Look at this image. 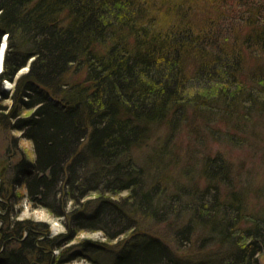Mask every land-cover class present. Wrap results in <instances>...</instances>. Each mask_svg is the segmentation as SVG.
<instances>
[{"label":"trees","instance_id":"obj_1","mask_svg":"<svg viewBox=\"0 0 264 264\" xmlns=\"http://www.w3.org/2000/svg\"><path fill=\"white\" fill-rule=\"evenodd\" d=\"M157 3L0 0V39H7L0 82L13 81L32 58L13 81L8 115L0 106L1 126L19 131L33 151L32 159L21 155L10 164L8 186L23 190L12 194L14 204L43 208L66 229L38 241L45 225L4 222L0 264H63L107 250L90 240L64 247L78 231H99L108 241L129 233L114 244L108 264H260L264 0H168L161 4L175 19L165 25L146 19ZM9 94L0 85V102ZM21 110L33 112L20 118ZM163 127L192 131L201 147L203 133L227 145L252 139L261 150L259 211L249 214L232 165L203 147L192 146L199 160L179 173L184 179L172 190L159 186L157 172L171 155L157 133ZM193 169L202 184L191 181ZM3 190L2 207L9 197ZM90 193L97 196L82 201ZM140 220L170 227L176 252L138 232ZM193 244L196 259L181 255Z\"/></svg>","mask_w":264,"mask_h":264},{"label":"rangeland","instance_id":"obj_2","mask_svg":"<svg viewBox=\"0 0 264 264\" xmlns=\"http://www.w3.org/2000/svg\"><path fill=\"white\" fill-rule=\"evenodd\" d=\"M204 1V0H201ZM156 5L148 6V16L146 19L151 20L153 18L157 19L160 24H168L171 23L175 18L174 13L169 12L167 14L165 8H163V4L168 2V0H158ZM155 7V8H153ZM194 14L200 15L198 11H193ZM2 40H5V48L7 47V40L5 34L1 37L0 43ZM32 61V58L27 60V63L24 67L19 69L15 75L13 76V81L16 80L18 77L24 75L27 71L28 64ZM3 64V62H2ZM2 68L0 69L1 72ZM81 77V75H80ZM79 77V78H80ZM71 76H66L65 79H70ZM13 81L2 80L0 82L1 88L9 93H11L13 89ZM8 95L7 99H4L0 102V106H3L5 110L1 111L3 115H8V108L11 105V99H9ZM33 110H21L19 112L20 118H26L30 114H32ZM8 126H10L14 121L11 119L8 121ZM258 128V127H257ZM181 130V132H180ZM179 131L175 130L173 133L167 132V128L163 127V129L158 130V136L160 140L164 138L165 140H161L162 142H166L167 146L166 149L170 152L171 155H168L167 162L168 165L162 166L160 169V173L157 172L156 181H159V186L164 187V190L167 188V191L172 190L173 182L175 183L177 180H183L179 176V173L187 168L190 164H194L196 162V157L192 155V146L199 148H205L206 152H209L211 155L215 153H219L224 156L230 165H232L233 170V178L236 189L240 191L246 190L247 193V207L249 210V214L253 215L256 214L260 209V198L259 192L262 173H261V150L260 147L258 148L257 144H254L252 139L245 137L244 139L240 140L237 145H232L225 143L222 140L217 139L216 137H209L203 133L202 137V146L199 143L195 142L194 137L192 138L191 132L186 131V128H180ZM259 131V129H258ZM200 132V131H199ZM165 133V134H164ZM199 134V133H198ZM237 134V133H236ZM21 133L17 130H11L6 128L5 126H1L0 124V187L7 191L5 194L7 197V202L4 203V207L0 206V215L5 219V221L0 218V229L3 227L4 229V222L7 221H18V222H30L32 225L42 224L47 227L46 233L39 234L38 241L42 238L45 239L47 237H53L57 234L65 233L64 227L60 223V221L51 216V214L43 209V208H32L28 204V202L22 200L19 203L14 204L15 197L12 194H22V188L13 190L11 187L8 186L7 178H9V166L12 162H15L21 155H24L28 159H32L33 151L31 142L24 138H20ZM202 136V134L200 135ZM169 137V139H168ZM192 138V139H191ZM240 139V138H239ZM200 142V140H199ZM144 150H140L143 153L141 157L142 161L145 160L147 157V150L143 147ZM171 158V159H170ZM199 160V159H198ZM172 161V162H171ZM171 162V163H170ZM188 164V165H187ZM194 170V169H193ZM166 176V177H165ZM192 182H197L202 184V180L199 177V173H197L196 169L192 172L191 176ZM150 179V177H149ZM3 190V191H4ZM4 194V193H3ZM126 195V192H121L117 194L115 199L121 198ZM97 193H90L83 197L82 201L92 199L96 197ZM245 199V200H246ZM5 202V199H3ZM31 227V226H30ZM32 228V227H31ZM40 231L42 229H36ZM138 232H145L147 234H151L160 240H162L166 245H168L172 251L175 253L178 249L176 245H174L170 239L171 228L168 227L166 224L155 225L151 223H147V221L140 220L138 223ZM129 233L118 238V240H111L108 241L103 237V234L99 231H78L75 234V237L66 243L64 247L68 248H77L76 246L82 240H90L94 242H104L106 244L107 250L103 248L100 253L93 254L90 259V255H85V257H77L70 261H66L63 264H108L111 260L114 248V244L118 243L120 240L125 239L128 237ZM197 243V242H196ZM198 245L193 244L192 246H182L180 251L181 255H185L190 257L191 259L197 258L198 253ZM77 250V249H75ZM74 250V251H75ZM105 250V251H104ZM211 250V246L208 248L206 247L203 251L201 250L202 255L204 252ZM59 252L57 250L52 251V258L56 260L58 258ZM180 254V252H179ZM50 255V254H49ZM51 258V256H50ZM51 258V261H52ZM93 260V261H92ZM258 260L260 264H264V254L258 256ZM53 262V261H52ZM51 264V262H50Z\"/></svg>","mask_w":264,"mask_h":264},{"label":"bare ground","instance_id":"obj_3","mask_svg":"<svg viewBox=\"0 0 264 264\" xmlns=\"http://www.w3.org/2000/svg\"><path fill=\"white\" fill-rule=\"evenodd\" d=\"M6 37V36H5ZM7 40V39H6ZM5 40H2V42L0 43V69H1V66L3 65L2 63H1V59H2V53H4L5 54V50H6V48H5ZM3 59H4V56H3ZM3 59H2V61H3Z\"/></svg>","mask_w":264,"mask_h":264},{"label":"water","instance_id":"obj_4","mask_svg":"<svg viewBox=\"0 0 264 264\" xmlns=\"http://www.w3.org/2000/svg\"><path fill=\"white\" fill-rule=\"evenodd\" d=\"M3 56H4V53H2V59H3ZM2 59H1V63L3 62ZM1 68H2V66H1Z\"/></svg>","mask_w":264,"mask_h":264}]
</instances>
